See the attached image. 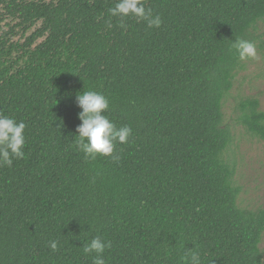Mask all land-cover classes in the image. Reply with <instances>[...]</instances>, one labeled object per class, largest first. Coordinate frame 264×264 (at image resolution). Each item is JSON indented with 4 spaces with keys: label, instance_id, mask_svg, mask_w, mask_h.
I'll use <instances>...</instances> for the list:
<instances>
[{
    "label": "trees",
    "instance_id": "obj_1",
    "mask_svg": "<svg viewBox=\"0 0 264 264\" xmlns=\"http://www.w3.org/2000/svg\"><path fill=\"white\" fill-rule=\"evenodd\" d=\"M117 0H0V115L24 121L23 159L0 167V264H264V209L238 205L223 102L264 0H145L159 28L110 15ZM121 23L125 26L121 27ZM98 91L117 127V161L86 159L76 95ZM238 119L264 143L257 98ZM59 242L52 251L49 242Z\"/></svg>",
    "mask_w": 264,
    "mask_h": 264
},
{
    "label": "clouds",
    "instance_id": "obj_2",
    "mask_svg": "<svg viewBox=\"0 0 264 264\" xmlns=\"http://www.w3.org/2000/svg\"><path fill=\"white\" fill-rule=\"evenodd\" d=\"M110 15L125 18H134L143 21L148 28H159L163 20L159 14L146 7L145 0H117L115 6L109 9ZM125 25L121 23V27ZM231 47L235 49L241 60L257 58V49L254 43L242 38H236ZM76 102L82 109L78 117L82 123L76 128L79 139L77 146L84 153L86 159H96L98 156L110 157L113 161L119 159L116 150L117 144H128L132 136V128L124 125L117 127L106 114L110 110L108 98L101 92L90 90L80 91L76 95ZM24 121H17L14 117L0 115V167H12L13 161L25 156V129ZM52 251H57L59 242H49ZM111 247V242L100 236L93 237L83 246V252L92 256V264H106L105 250ZM187 264H203L201 253L198 250L185 253ZM212 264V261L209 262Z\"/></svg>",
    "mask_w": 264,
    "mask_h": 264
},
{
    "label": "rangeland",
    "instance_id": "obj_3",
    "mask_svg": "<svg viewBox=\"0 0 264 264\" xmlns=\"http://www.w3.org/2000/svg\"><path fill=\"white\" fill-rule=\"evenodd\" d=\"M254 42L257 58L243 60L233 80V88L223 102L224 123L232 131L233 141L225 155L235 165V183L241 188L238 205L242 208L264 209V143L249 133L238 119V103L257 98L264 111V23L259 24ZM264 263V235L260 242Z\"/></svg>",
    "mask_w": 264,
    "mask_h": 264
}]
</instances>
